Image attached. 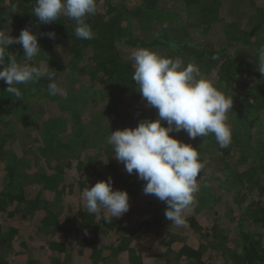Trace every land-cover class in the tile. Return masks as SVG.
Instances as JSON below:
<instances>
[{
    "label": "trees",
    "instance_id": "1",
    "mask_svg": "<svg viewBox=\"0 0 264 264\" xmlns=\"http://www.w3.org/2000/svg\"><path fill=\"white\" fill-rule=\"evenodd\" d=\"M34 6L35 0H0V30L16 37L22 29L31 28L42 51L28 63L49 65L56 71L60 87L68 77L65 74L87 61L88 71L85 66L80 72L86 73L90 84L85 92L51 95L45 78L17 85L22 92L18 99L0 80V264H46L13 261L21 247L30 246L34 239L44 240L47 257L67 252L76 239L90 264H104L108 257L104 250L117 264H174L175 260L264 264V133L260 130L264 126L260 114L264 110V74L256 63L264 46V0H97L96 14L86 17L94 32L91 40L78 39L76 22L68 17L40 23L32 12ZM232 6L235 16L228 18L233 12L227 9ZM53 31L55 40L44 35ZM222 36L225 43H221ZM138 48L179 57L185 65L195 63L203 75L217 77L214 82L225 94H235L234 88L238 95L239 90L245 91L229 113L228 123L239 131H232L228 147L220 148L212 134L196 142L187 133H170L177 139L193 140L201 157L207 153L221 163L217 173L210 170L200 179L198 176L200 190L183 227L175 228L165 218V202H161L158 216L134 213L139 199L149 198L143 193L145 182L135 172L121 170L106 143L111 131L122 129V122L151 118L132 79L134 61L126 56ZM9 51L24 62L21 45H10ZM125 95L138 101L142 112L125 107L120 100ZM43 99L57 106L56 116L54 112L47 116ZM104 101L105 108L98 110ZM151 109L157 119L158 111ZM90 110L95 113L89 114ZM93 127L94 135L90 133ZM135 127L133 122L131 128ZM20 130L24 132L21 138L34 139L33 160L14 151L21 146ZM109 176L114 190L128 192L130 210L107 220L106 213L97 217L87 212L82 193ZM261 191V197L255 196ZM222 202L223 209L207 206ZM225 208L235 222L223 221L219 211L225 214ZM204 211L205 221L196 217ZM17 222L30 228L26 235L13 226ZM158 229L162 242L166 236L163 250L151 256L146 254L148 249L137 251L135 242ZM167 229L173 230L162 235ZM186 229L197 236L195 242L182 233ZM99 237L104 245L99 244ZM225 247L229 255L220 256Z\"/></svg>",
    "mask_w": 264,
    "mask_h": 264
},
{
    "label": "clouds",
    "instance_id": "2",
    "mask_svg": "<svg viewBox=\"0 0 264 264\" xmlns=\"http://www.w3.org/2000/svg\"><path fill=\"white\" fill-rule=\"evenodd\" d=\"M97 0H35L32 10L42 24L65 16L76 22L75 36L91 40L94 32L86 17L97 12ZM11 32V31H10ZM0 30V80L8 85L6 91L18 99L22 92L17 85H27L41 79L49 81L51 95L67 92L55 80L56 71L49 65H35L33 61L42 51L38 36L31 28L21 30L19 36ZM55 40L56 33H45ZM19 44L24 50L23 60L9 51ZM134 61L133 81L138 85L142 100L158 111L155 120H141L135 128L111 131L106 143L114 158L124 164L128 174L144 181L143 193L165 202V218L176 227H183L185 213L195 203L198 183L204 163L200 152L170 133L186 132L190 139L214 135L220 148L232 141V127L228 123L233 108L232 94H225L217 84L204 77L199 66L187 65L179 58L165 57L147 48L131 52ZM258 71L264 74V46L258 51ZM166 122V126L165 125ZM199 176V179H197ZM113 178L98 181L82 193L87 212L105 219L119 218L130 210V197L126 190L113 188Z\"/></svg>",
    "mask_w": 264,
    "mask_h": 264
},
{
    "label": "rangeland",
    "instance_id": "3",
    "mask_svg": "<svg viewBox=\"0 0 264 264\" xmlns=\"http://www.w3.org/2000/svg\"><path fill=\"white\" fill-rule=\"evenodd\" d=\"M236 8V7H235ZM233 6L230 8H228L227 10L228 11H232L233 13L232 14H229L228 15V18L232 17V16H235V12L236 10ZM212 34H208L207 35V38H211ZM221 43H225V38L224 36L221 37ZM131 54V53H130ZM129 53H127V57L130 56ZM88 65L89 63L87 61H84L82 62L81 64L77 65L76 66V70L77 71H71L70 73L68 74H65L67 75L68 77H66L65 80H63L61 82V85L64 90H66V92H73L76 93V92H85L87 87L89 86L90 84V81H89V77L86 75L85 72H82L83 74H81L80 70L81 68L85 67V70L88 71ZM65 71L68 72V69L67 67L65 68ZM85 74V75H84ZM204 77L212 80V81H216L217 77H214V76H210L209 75H203ZM235 92V94L232 95L233 97V107L234 105H239V101L241 100V97L245 95V91L242 92V90H239L241 91L240 95H238V91L233 90ZM120 100H122V102H124V105L125 107H131V111L133 112H142L141 110V107L139 106V103L138 101H133L132 97L130 96H123L122 98H120ZM44 103L46 104V107H45V111H46V114L48 116V114H51V113H55L53 116H56L57 114V106H55V104H51L49 103V100L48 99H43ZM49 103V104H48ZM105 101L104 103H102L98 110H103L105 108ZM90 113H95V111L93 110H90L89 114ZM148 113L151 114V120H155L156 119V116L154 115V112L152 111L151 107L148 108ZM263 117H264V110L260 113ZM114 118V116H112ZM135 126L138 125V123L140 122V120L136 119V121H133ZM133 122L131 121H125V122H122L120 125H121V128L124 129L126 127H132L133 125ZM263 124H264V121H263ZM20 127V126H19ZM21 129V127H20ZM262 132L264 133V126L261 127ZM94 127L91 128L90 130V133H92L94 135ZM232 131H239V129L237 127H233L232 128ZM21 133H24L23 131L20 130V132L18 133L20 135V138L22 137V134ZM180 133H183V131H181ZM186 133V132H184ZM186 136V134H185ZM181 137V136H179ZM203 137H197L196 138V142L200 139H202ZM16 140V139H15ZM34 139H32L30 136L28 138H21L20 140L18 139V142H20V145L21 146H18V148H14V151H16V154H18L19 156H21L23 153L26 155V157L28 158V160H33L35 159V147L36 145H34L33 141ZM180 141L184 142V143H189L191 144L192 146L194 145V141L193 140H189L188 138H184V137H181L179 138ZM202 160H203V163L205 165L204 167V170L203 172H201V175H205L208 171H214V173H217L218 170L221 169V166H220V162H217L215 160H213L211 158V156L209 154H205V155H202ZM211 162V168L209 167V163ZM119 166H120V169L125 171V168H124V164L123 163H119ZM207 167H209V170L207 169ZM2 172H0V180L3 178V175L1 174ZM94 182H97L95 178L92 179ZM213 184V183H212ZM215 187V185H214ZM256 192L259 191V187L257 186L256 187ZM255 196H257L258 198L262 196V191L261 193H254ZM200 195V194H199ZM148 198V197H147ZM146 197H142L138 204V207H137V211H134V213H138V216L140 215H144V214H147L148 216L150 217H153V216H158L159 213H161V209H162V206H161V202L158 198L156 199L155 196L153 195H149V201L151 202H148ZM225 202H222V203H216L215 205L212 203L208 204L207 206L209 207L210 206H213V209H223L224 208V204ZM198 204H200L198 202ZM228 206H231L232 207H236L235 204L233 203H227ZM195 206H193V208H195ZM198 207H200L198 205ZM194 210V209H193ZM224 217L225 219L223 221H225L226 223L228 224H231L230 221H232L231 219V216H228L227 215V212H226V208H225V214H223V212L219 211ZM235 212V210H234ZM189 212H186V214H188ZM207 212L204 211V214H198L196 217L198 219H200L201 217L203 218V221L206 220V217H207ZM237 212L234 214L236 215ZM229 215H231L229 213ZM208 218V217H207ZM237 219V218H236ZM166 220V219H165ZM201 220V219H200ZM3 221V218L0 217V223H2ZM232 222H235V221H232ZM13 225V224H12ZM186 225V224H185ZM13 226L17 227L20 229V233H22L23 235H26L29 231L30 228H28L26 230V225L24 224H20V223H15ZM176 228V226H175ZM174 228V229H175ZM160 229L158 230H154L153 232H151L150 234L148 235H145L143 237H141V239H139L137 242H135V245L134 247L137 249V251L139 252H143L145 250L148 249V252L146 253L147 256H151L153 255V252L155 253V251L157 252H160L161 250H163V242L166 240V236H164V241L162 242V237L160 238L161 234L159 232ZM170 230H173V229H170ZM170 230L167 229V231L165 230H162V235L163 234H170ZM158 232V233H157ZM166 232V233H164ZM183 234H185V236H190L189 238V241L190 242H195V240H197V236H194V234L192 233V230H183L182 231ZM74 241V242H73ZM72 242H73V246H70L68 251L67 252H64L63 254L61 255H56V253H52V254H49L48 257L46 256V252L47 250L45 249V245H44V240L42 239V241L38 240V239H34L31 243H30V246L26 245L25 247L26 248H22L21 247V253L19 255V257H15L16 259H13L14 262H18V263H24V262H30V263H46V264H90V261L87 257H85V251L83 250L82 247H80L79 245H76V239H74ZM103 243H105L103 241V237H99V244L100 245H104ZM43 246V247H41ZM180 245L178 246H175L174 249L178 250ZM223 252H221L222 254L220 256H224V253L225 254H228L229 255V251H228V248H223L222 249ZM107 257V260L104 264H117V261L116 259L112 258L109 254L108 251L104 250L103 252ZM47 257V258H46ZM21 258H24V259H21ZM207 257H205L206 259ZM175 263L174 264H187L188 262L185 261V260H175L174 261Z\"/></svg>",
    "mask_w": 264,
    "mask_h": 264
}]
</instances>
